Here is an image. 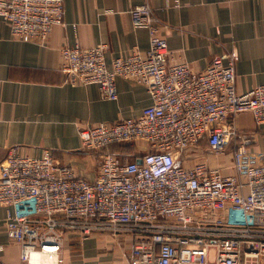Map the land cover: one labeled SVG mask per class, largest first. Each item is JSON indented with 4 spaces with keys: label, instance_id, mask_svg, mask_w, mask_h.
Segmentation results:
<instances>
[{
    "label": "built area",
    "instance_id": "obj_1",
    "mask_svg": "<svg viewBox=\"0 0 264 264\" xmlns=\"http://www.w3.org/2000/svg\"><path fill=\"white\" fill-rule=\"evenodd\" d=\"M65 14L64 0H0V19L19 41L45 45L53 29L66 24ZM130 14L135 28L149 32L146 51L135 47L109 67L107 43H67L60 69L66 82L98 85L107 100L118 99V77L137 81L151 104L137 117L80 129L82 149L99 159L92 181L47 149L31 156L9 147L0 163L8 237L26 264H36L39 255L58 264L69 235L84 240L96 233L131 234L130 264H264V153L237 143L239 114L264 124V84L238 92L235 52L193 71L170 58L163 23L149 3ZM140 143L143 154L133 158L109 149ZM232 144L233 172L225 174L206 155H221ZM191 148L205 157L186 166L198 159Z\"/></svg>",
    "mask_w": 264,
    "mask_h": 264
},
{
    "label": "crops",
    "instance_id": "obj_2",
    "mask_svg": "<svg viewBox=\"0 0 264 264\" xmlns=\"http://www.w3.org/2000/svg\"><path fill=\"white\" fill-rule=\"evenodd\" d=\"M144 3L151 5L163 23L161 34L171 59L186 61L199 72L215 57L235 52L238 92L264 84V0H180V5L175 0H64L66 24L56 26L45 45L14 39L9 24L0 19V163L14 145L31 156L47 149L59 162L71 164L79 175L94 180L99 159L82 149L80 129L137 117L151 98L141 83L120 77L116 79L117 100L103 99L96 84L66 82L60 48L76 42L83 47L107 43L109 67L115 57L135 47L146 51L149 32L135 28L130 14L132 7ZM237 125V143H244L251 153H264V124L257 125L245 112L238 115ZM229 147L221 155H206L225 174L233 172L235 146ZM109 149L130 158L143 154L126 151L120 144ZM189 152L198 159L184 162L186 166L205 157L197 148ZM6 215V208L0 206V264H26L20 245L8 237ZM133 246L129 233H96L84 240L72 234L64 241L58 264H130Z\"/></svg>",
    "mask_w": 264,
    "mask_h": 264
},
{
    "label": "bare ground",
    "instance_id": "obj_3",
    "mask_svg": "<svg viewBox=\"0 0 264 264\" xmlns=\"http://www.w3.org/2000/svg\"><path fill=\"white\" fill-rule=\"evenodd\" d=\"M52 259L49 256L39 255L35 261L36 264H47Z\"/></svg>",
    "mask_w": 264,
    "mask_h": 264
},
{
    "label": "trees",
    "instance_id": "obj_4",
    "mask_svg": "<svg viewBox=\"0 0 264 264\" xmlns=\"http://www.w3.org/2000/svg\"><path fill=\"white\" fill-rule=\"evenodd\" d=\"M206 145H207V140H206V139L202 140V141H201V146H202V147H206ZM129 147H130L129 145H126V144L123 145V148H124L126 151L133 152V151H134V148H133V147H132V148H131V147L129 148Z\"/></svg>",
    "mask_w": 264,
    "mask_h": 264
},
{
    "label": "rangeland",
    "instance_id": "obj_5",
    "mask_svg": "<svg viewBox=\"0 0 264 264\" xmlns=\"http://www.w3.org/2000/svg\"><path fill=\"white\" fill-rule=\"evenodd\" d=\"M230 148V147H229ZM138 149H139V147H138ZM135 150V152H137L138 150L137 149H134Z\"/></svg>",
    "mask_w": 264,
    "mask_h": 264
}]
</instances>
